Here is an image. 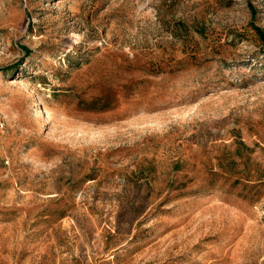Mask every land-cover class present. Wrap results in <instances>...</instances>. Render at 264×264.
Instances as JSON below:
<instances>
[{
  "label": "rangeland",
  "instance_id": "374dc122",
  "mask_svg": "<svg viewBox=\"0 0 264 264\" xmlns=\"http://www.w3.org/2000/svg\"><path fill=\"white\" fill-rule=\"evenodd\" d=\"M0 264H264V0H0Z\"/></svg>",
  "mask_w": 264,
  "mask_h": 264
}]
</instances>
